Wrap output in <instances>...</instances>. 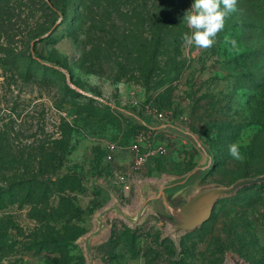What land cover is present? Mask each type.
Returning <instances> with one entry per match:
<instances>
[{"label":"rangeland","instance_id":"374dc122","mask_svg":"<svg viewBox=\"0 0 264 264\" xmlns=\"http://www.w3.org/2000/svg\"><path fill=\"white\" fill-rule=\"evenodd\" d=\"M244 1L215 43L198 48L182 40L193 0H0V139L49 141L54 150L68 143L61 173L80 183L64 189L71 216L57 211L59 193L43 223L30 207L0 211V264H264V182L222 196L188 232H174L151 208L135 223L112 210L117 197L133 214L151 184L204 164L192 135L215 162L190 193L250 177L242 175L256 131L248 109L253 95L263 99L264 57L248 24L256 2ZM230 120L243 128L227 144L220 131ZM112 142L119 148L109 159ZM135 143L145 154L136 170Z\"/></svg>","mask_w":264,"mask_h":264},{"label":"trees","instance_id":"16d2710c","mask_svg":"<svg viewBox=\"0 0 264 264\" xmlns=\"http://www.w3.org/2000/svg\"><path fill=\"white\" fill-rule=\"evenodd\" d=\"M253 0H247L252 2ZM256 2V14L249 21L257 33L259 42L257 52L264 57V0H254ZM243 2H245L243 0ZM246 4V2H245ZM251 20V19H250ZM249 37H253L250 35ZM30 59L35 64H41L43 58L32 57ZM262 73V72H261ZM256 81L251 76H246ZM263 78L264 81V77ZM247 80V79H246ZM243 86L244 85H240ZM254 89L259 88L256 83ZM246 87V86H245ZM247 89L251 87L247 86ZM262 100H257L253 95V102L256 107L248 109V125L256 126V131L250 138L243 154L246 157V164L243 165L242 175L252 176L264 173V85L262 89ZM259 105L261 107H259ZM243 126H236L234 120H230L221 129V136L225 138V143L231 144L240 135ZM64 141V140H62ZM223 141V140H222ZM49 141L29 144H14L0 139V211L12 205L18 207H30L32 216L41 223L46 222L55 216L50 203L51 197L55 193L60 194L61 206L57 211L63 215L70 216L77 210L75 205L64 195V189L73 191L80 186L75 175L62 174L61 169L65 162V155L69 144L62 142L60 149L54 150ZM213 154V153H212ZM207 225V223H206ZM204 225L203 228L206 226ZM0 227V240L6 237L5 231ZM53 238V237H52ZM5 243L1 245L3 249Z\"/></svg>","mask_w":264,"mask_h":264},{"label":"water","instance_id":"95a60500","mask_svg":"<svg viewBox=\"0 0 264 264\" xmlns=\"http://www.w3.org/2000/svg\"><path fill=\"white\" fill-rule=\"evenodd\" d=\"M192 137L207 155L204 164H199L189 173L171 178L161 185L151 184V192L146 189L143 190L140 204L133 214L121 208L117 197H115L112 210L118 211L131 223H135L147 209L151 208L159 217L170 224L174 232H188L200 227L210 218L217 201L222 196L235 193L243 186L264 182L263 173L240 178L230 185H205L191 196L183 197L185 191L205 177L215 162L211 150L200 143L195 135ZM233 264L244 263L240 259H235Z\"/></svg>","mask_w":264,"mask_h":264},{"label":"clouds","instance_id":"9594fccd","mask_svg":"<svg viewBox=\"0 0 264 264\" xmlns=\"http://www.w3.org/2000/svg\"><path fill=\"white\" fill-rule=\"evenodd\" d=\"M237 0H193L186 10L182 21L189 32L183 34L186 47L209 48L216 40L217 34L225 27L226 18L235 10ZM235 43V41H233ZM229 153L237 155L235 145L229 146Z\"/></svg>","mask_w":264,"mask_h":264},{"label":"built area","instance_id":"2783aa9c","mask_svg":"<svg viewBox=\"0 0 264 264\" xmlns=\"http://www.w3.org/2000/svg\"><path fill=\"white\" fill-rule=\"evenodd\" d=\"M157 116L163 117V113L159 112V113H157ZM107 147H108L107 148L108 149L107 150L108 151L107 157L109 159H112L113 153H115V151L119 148V145L117 143H115V142H112V143H109ZM132 150H133L134 156H135L134 162H133V169L136 170V169H138L140 167L141 163L144 161L145 154L141 151V148L136 143L132 145ZM158 150H159L160 153H165V148L162 147V146H159ZM122 179H123V182H124L125 189H129L130 188V184L128 183L126 178L122 177Z\"/></svg>","mask_w":264,"mask_h":264},{"label":"crops","instance_id":"0c3cea01","mask_svg":"<svg viewBox=\"0 0 264 264\" xmlns=\"http://www.w3.org/2000/svg\"><path fill=\"white\" fill-rule=\"evenodd\" d=\"M193 186H194V185H193ZM193 186H192V187H193ZM192 187H190L187 191H185L183 197H189V196H191V195L193 194V193H190V190H191Z\"/></svg>","mask_w":264,"mask_h":264}]
</instances>
